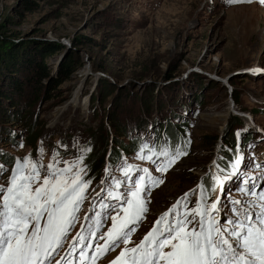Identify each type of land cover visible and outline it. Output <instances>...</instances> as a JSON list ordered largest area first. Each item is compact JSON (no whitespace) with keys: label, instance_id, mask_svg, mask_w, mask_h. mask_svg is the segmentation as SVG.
<instances>
[{"label":"rangeland","instance_id":"obj_1","mask_svg":"<svg viewBox=\"0 0 264 264\" xmlns=\"http://www.w3.org/2000/svg\"><path fill=\"white\" fill-rule=\"evenodd\" d=\"M81 36L92 40L81 42ZM50 47L58 50L42 59ZM70 56L75 61L70 79L49 91V78H56ZM26 59L44 61L49 78L42 84L28 80L31 72ZM13 79L25 81L21 93L13 91ZM0 84L12 90L13 101L11 104L8 98L1 103L13 111H0V132L6 126L16 130L12 144L0 140V146L20 158L31 154L45 166L54 152L62 161L73 160L79 155L78 146L95 147L101 153L104 141L100 140L109 131L107 117L102 120V115L109 111V116H117L115 125L127 131L139 121L155 123L177 114L190 121V150L167 172L154 171L155 165L136 155L128 159L141 169H151L163 181L151 189L146 218L131 237L135 243L163 212L197 188L205 172L227 173L217 165L223 158V136L231 126L233 109L249 114L257 124L259 137L252 146L255 159L243 168L259 185L257 191L264 189V145L259 142L264 140V5L258 0L250 4H229L227 0H0ZM233 89L239 92L238 103L231 96ZM145 100H151L149 112L142 110ZM177 100L186 102L189 109L184 104L176 106ZM157 102L164 110L160 116L155 112ZM253 109L260 112L253 113ZM27 110L29 114L24 116ZM10 116L18 119L11 121ZM29 124L35 129L43 126L36 147L25 140ZM153 131L147 132V140L153 141ZM41 147L43 154L38 151ZM4 165L7 171L0 184H7L3 178L11 171ZM119 169L120 163L101 181L92 182L72 236L81 230L80 224L85 225V232L89 230L91 221L84 216L100 210V200L95 197L105 187L101 182L122 175ZM238 178L228 181L227 186L233 183L228 188L229 201L245 198L238 191L243 186L236 183ZM197 196L190 197L189 207ZM221 209L217 219L222 221L230 213L229 202ZM106 230L107 225L102 231ZM119 251L99 257L94 264H110Z\"/></svg>","mask_w":264,"mask_h":264},{"label":"snow or ice","instance_id":"obj_2","mask_svg":"<svg viewBox=\"0 0 264 264\" xmlns=\"http://www.w3.org/2000/svg\"><path fill=\"white\" fill-rule=\"evenodd\" d=\"M227 2L250 4L253 0ZM258 2L264 5V0ZM38 151L43 154V147ZM91 151V146H78L79 155L71 161L60 160L54 152L46 166L31 154L15 160L7 184H0V264H94L118 248L110 264H264V189L257 191L259 185L251 178L242 180L238 191L245 198L229 201L230 213L222 221L217 219L222 201L218 197L208 204L207 189L199 183L135 243L131 237L146 218L151 189L163 181L148 168L125 160L119 169L125 179L101 182L105 187L95 197L100 211L85 215L91 221L89 230L85 232L80 224L81 230L72 236L92 184L91 178L85 179L88 167L84 163ZM184 155L180 145L173 150L167 141L158 145L146 140L136 158L150 161L154 171L165 173ZM241 163L238 157L232 164L237 171L214 174L211 191L226 192V182L239 174ZM6 171L0 164V177ZM197 191L196 202L189 207Z\"/></svg>","mask_w":264,"mask_h":264},{"label":"trees","instance_id":"obj_3","mask_svg":"<svg viewBox=\"0 0 264 264\" xmlns=\"http://www.w3.org/2000/svg\"><path fill=\"white\" fill-rule=\"evenodd\" d=\"M80 39H81V42H87V41L92 40L84 36H81ZM57 50L58 49L54 47L53 48L50 47V51L48 50L49 53L46 56H42L41 58L44 59L45 57L54 54ZM26 61L28 64L29 72H31L30 78L27 77L28 80L35 81V82L39 81L42 84V81L44 78L46 77L49 78L48 67L46 66L44 61L41 60V62H38L35 59H26ZM7 63L9 62L7 61ZM74 63L75 61L71 56L62 63L56 78L54 77L49 78V82L47 83V89H49V91L51 89H56L57 85L70 79L73 73V70H74ZM10 84L12 85L13 91L21 93L23 90V85L25 84V81L18 82L17 79H13L11 80ZM104 90H106L105 87H104ZM104 90L101 92L102 97L105 94ZM11 91H12L11 89H8L4 85L0 84V108L2 106L1 105L2 101H5L8 98L10 99L11 104L13 103L12 95L10 94ZM231 96L234 99L235 103H238L240 101V95H239V92L236 91V89H233ZM181 98L183 99L182 95H181ZM150 102L151 100H147V101L145 100L142 103V110L144 112L145 111L149 112L152 110V106L150 107ZM158 102L156 104L155 112L158 113L160 116L162 111L164 110L162 108L161 103H158ZM174 103L176 106L178 104H181V106L183 107V104H184L185 108L189 109L190 107L187 105L186 102L184 103L183 101H180V100L174 101ZM5 108L12 110V108H9V107H5ZM5 108L4 106H2L0 111L5 110ZM252 112L259 113L260 109H253ZM109 113L110 111L106 113L105 116L102 115V120L107 117L106 124H107V127L109 128L108 130L111 132L107 131L106 134H103L102 139L100 140L102 142L104 141L103 142L104 145L102 147L103 151L101 153H100V150L98 151L94 147V149L90 153L87 154L85 163L88 167V171H87V175L85 176V179L91 178L92 182L95 179H98L99 181L101 177L103 176L106 164H108L109 171H111V170H115V166H118L119 163L121 165L125 160L128 162L129 157L136 155L139 149V146L144 141H146V133L148 131L147 127L148 126L150 127L151 125L152 127L150 130H154L153 131L154 132L153 142H155L156 144L158 145L163 144L165 141H167L171 145L173 150L176 148L177 145L181 146V150L183 152L190 150L191 141L187 135L188 124L190 121L186 118L184 119V117H182L180 114H177L178 116L176 117H171V116L164 117L165 119L163 120L158 118V120H156L155 123L153 122V120L150 122L145 121L144 122L145 124L139 121V123H134L133 128L130 127L129 131H127L123 126L115 125L117 116L116 117L112 115L109 116ZM26 114L27 115L29 114L28 110L25 111L23 115L26 116ZM177 117H179L180 119L174 122L172 119L177 118ZM181 118H183L184 120ZM230 118L231 119L229 121V124L231 123V126L226 131V135L223 136V141L226 147L222 149L223 158L221 157L218 160V163H219V167H225L233 171H237L236 169L232 167V164L234 163L235 159L238 157H242V163L244 165L249 164L253 156L252 146L255 144L253 142L257 140L259 136L256 134L257 133L256 128L252 125H248L247 123H245V121L242 120V118L239 115L232 114ZM3 119L5 120V117ZM17 119L18 117L14 118V116H12L9 120L16 121ZM143 125H144L143 129H141L140 126H143ZM42 127L43 126H41L38 129H35L32 124H29V127L27 128L26 139H25L26 142H28L33 147H36L37 141L41 136ZM244 127H246L249 131H247ZM112 131H114V133ZM238 132L240 133L239 137L237 136ZM15 135H16V130L14 129V127L6 126V128H4V132H0V140H3L4 142L9 141L8 144H12L15 138ZM94 137L97 139L96 134L94 135ZM112 137H115V138H112ZM121 138H127V140L123 141V139ZM188 141H190V143H188ZM109 144L111 145V149L108 148L106 150V147ZM262 144L264 143H262L261 141V145ZM59 151L63 152V150H59ZM17 158H20V157L16 155L15 153H13L12 151H8L4 149V147L0 146V164L9 165V168H12L15 165V160ZM213 175H214V172L211 170H208L198 180V182L200 181V183H203L205 188L207 189L208 200L212 192L211 189H212L213 182H212L211 177ZM120 177L122 179L124 178L123 175ZM224 202H228V194L226 193L223 194L221 205Z\"/></svg>","mask_w":264,"mask_h":264},{"label":"bare ground","instance_id":"obj_4","mask_svg":"<svg viewBox=\"0 0 264 264\" xmlns=\"http://www.w3.org/2000/svg\"><path fill=\"white\" fill-rule=\"evenodd\" d=\"M254 122V121H253ZM248 158V157H247Z\"/></svg>","mask_w":264,"mask_h":264}]
</instances>
